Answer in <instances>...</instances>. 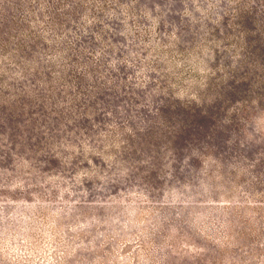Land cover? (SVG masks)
<instances>
[{"label":"rangeland","instance_id":"rangeland-1","mask_svg":"<svg viewBox=\"0 0 264 264\" xmlns=\"http://www.w3.org/2000/svg\"><path fill=\"white\" fill-rule=\"evenodd\" d=\"M0 264H264V0H0Z\"/></svg>","mask_w":264,"mask_h":264}]
</instances>
